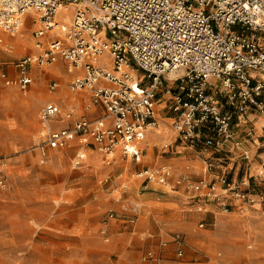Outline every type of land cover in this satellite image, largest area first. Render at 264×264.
I'll use <instances>...</instances> for the list:
<instances>
[{
    "label": "built area",
    "instance_id": "obj_1",
    "mask_svg": "<svg viewBox=\"0 0 264 264\" xmlns=\"http://www.w3.org/2000/svg\"><path fill=\"white\" fill-rule=\"evenodd\" d=\"M29 14L39 52L16 61L13 82L26 89L34 65L63 61L70 91L89 92L92 104L104 109L89 119L77 116L76 107L63 111L57 103L45 104L40 120L50 149L77 141L107 156L120 151L140 161L139 144L159 127L160 95L169 96L166 109L178 136L203 151L231 154L240 143L235 125L245 124L244 136L251 139L246 116H264V0H0V29L17 33ZM51 30L56 38L46 35ZM0 76L9 74L0 68ZM58 86L55 81L50 89ZM74 118L71 127L57 128ZM84 159L80 151L74 162ZM170 174L166 167L147 168L136 177L148 191L151 183L165 185ZM182 182L222 204L214 182ZM221 184L224 192L250 201L226 177ZM222 209L229 212L226 205ZM148 257L154 258L151 252Z\"/></svg>",
    "mask_w": 264,
    "mask_h": 264
},
{
    "label": "rangeland",
    "instance_id": "obj_2",
    "mask_svg": "<svg viewBox=\"0 0 264 264\" xmlns=\"http://www.w3.org/2000/svg\"><path fill=\"white\" fill-rule=\"evenodd\" d=\"M36 28L29 19L15 34L0 29V68L9 74L0 76V264H264V220L245 210L254 201L213 213L198 209L199 203L214 204L213 198L198 196L194 202L189 196L196 191L186 183L185 190L193 192L186 196L169 182L142 191L139 170L166 167L172 175L161 156L190 146L174 129L173 114L161 110L164 103L158 121L170 139L160 147L142 144L141 162L90 146L76 165L82 147L77 141L48 148L40 111L57 98L66 108L75 94L68 80L56 76V63L34 65L26 89L13 82L16 61L36 53ZM56 31L46 35L56 38ZM23 34L29 45L13 43ZM55 81L59 87L53 91ZM177 235L181 244L174 241Z\"/></svg>",
    "mask_w": 264,
    "mask_h": 264
},
{
    "label": "crops",
    "instance_id": "obj_3",
    "mask_svg": "<svg viewBox=\"0 0 264 264\" xmlns=\"http://www.w3.org/2000/svg\"><path fill=\"white\" fill-rule=\"evenodd\" d=\"M29 19H32V23L34 24L33 16L31 17V14H29L25 17L26 21L24 22V25H26ZM35 50L36 53L39 52L38 49ZM56 64L57 65L54 69L55 74H57L56 76L62 79L65 78L69 81L71 75L67 72L64 74V71H66L65 63L59 61ZM67 89L70 93L75 94V97L66 108L64 107L62 100L59 98L50 102L57 103L63 111L68 110L70 107H76L77 116L84 115L89 119H96L104 114V109L101 106L92 104L89 92L84 90L71 92L68 86ZM79 92H81V94H78ZM159 98H162L163 100H158L157 102L156 110L158 114L161 110L164 114L170 113L166 109L169 96L160 95ZM161 102L164 103V107L159 110L158 106H160ZM165 119H170V117H166ZM74 120L75 118L72 120H62L57 125V128L71 127ZM246 120L248 121V124L253 127L254 136L251 139H246L244 136L246 125H240L237 123V125H235V136L240 140V143L233 146L232 153L229 155L214 148L205 151L200 149V152L195 153L190 146L179 145L175 148V152L174 150H171V155H162L161 162L168 164L171 168L172 175H170L168 182L171 183L173 187L178 188V193L182 192L183 195L193 193L192 191L188 192L187 189L185 190L184 182L179 183L181 178H186L189 181L194 182L206 179L209 182L215 183L217 192L221 193L223 205H238L240 202H243L242 200L247 202L248 200L246 199L234 197L232 192H224L221 179L226 177L238 190L245 192L250 201L255 202L250 208L245 207V210L250 211L252 215H258L260 219L264 220V116L255 111L248 114ZM170 135L171 134L167 128L159 127L158 131L148 133L145 141L139 144V148L142 144L145 146L154 144V146L157 145L160 147L169 141ZM83 150L84 148L81 147L80 151ZM118 153L121 152L117 151L115 154ZM246 153H248V157L245 156ZM131 159L136 163L141 162V159L140 161H136L134 158ZM144 169L146 168L144 167ZM153 185H157V183H151V189H153ZM189 198L194 199L193 201L196 202V199L199 198L198 193L196 192L195 194L190 195ZM173 201L174 203H179L181 199L174 198ZM213 203L214 204L211 202L199 203L200 206L198 209L201 211L203 207H206L207 210L213 213H217V211H220L219 209H221V211L223 210V205L221 203L214 199Z\"/></svg>",
    "mask_w": 264,
    "mask_h": 264
},
{
    "label": "bare ground",
    "instance_id": "obj_4",
    "mask_svg": "<svg viewBox=\"0 0 264 264\" xmlns=\"http://www.w3.org/2000/svg\"><path fill=\"white\" fill-rule=\"evenodd\" d=\"M26 21V20H25ZM25 26V25H24ZM24 29V28H23ZM1 32V31H0ZM13 43H20L21 45H29L30 39L27 34H23L19 37V39H16ZM87 158V157H86Z\"/></svg>",
    "mask_w": 264,
    "mask_h": 264
}]
</instances>
